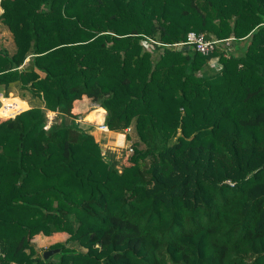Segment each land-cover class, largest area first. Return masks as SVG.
<instances>
[{"label":"trees","instance_id":"1","mask_svg":"<svg viewBox=\"0 0 264 264\" xmlns=\"http://www.w3.org/2000/svg\"><path fill=\"white\" fill-rule=\"evenodd\" d=\"M0 23L36 100L0 118V264H264V0H0ZM84 96L137 163L105 159Z\"/></svg>","mask_w":264,"mask_h":264},{"label":"crops","instance_id":"2","mask_svg":"<svg viewBox=\"0 0 264 264\" xmlns=\"http://www.w3.org/2000/svg\"><path fill=\"white\" fill-rule=\"evenodd\" d=\"M4 50H7L10 54H13L15 52V45H14V40H13L11 32L8 30V28L3 23H0V52ZM5 79H6V76L1 74L0 75V95H3L4 98H10L16 101L18 105H16V107L13 109H6L5 112L2 111V115H4L5 117L11 116L13 113L17 112L20 109H24V110L30 109L31 106H29L26 103V101H30V104H31V101H36V100L32 99L29 94H25L20 89L19 84L6 83ZM23 94H25V96H23ZM12 100H8V101L6 100V101L9 102ZM0 106H1V103H0ZM96 106H99V105L93 103L92 100L86 96H84L81 100H76L73 103L72 112L74 115L78 116L76 121L79 122V120L81 119L83 120V122L80 123V126H83V127L88 126L89 122L91 121L94 122L93 116L98 112L99 108L102 109L104 113H106V111L101 107H99L97 111L91 112L92 109L95 108ZM6 118H9V117H6ZM98 124L103 125L104 118H103L102 123H98ZM101 131L106 132L104 130H101ZM101 131L99 130L100 133L96 134V136L97 135L100 136L102 140L101 143L103 142V140L109 142L110 141L109 138L114 137L113 135L116 133V132L108 131L109 133L112 134L111 136L110 134L101 133ZM58 238L59 237H57V235L52 236V237L38 236L37 239L34 241V247H35L34 251H36L37 254L43 255L46 251H48V249L53 248L52 246L55 245L57 242H59Z\"/></svg>","mask_w":264,"mask_h":264},{"label":"rangeland","instance_id":"3","mask_svg":"<svg viewBox=\"0 0 264 264\" xmlns=\"http://www.w3.org/2000/svg\"><path fill=\"white\" fill-rule=\"evenodd\" d=\"M226 43H228V45H230V47H233L232 46V43L233 42H232V39L231 38ZM211 63H212V66L213 67L214 66L216 67V59H212L210 61V64ZM20 102H22V101H20ZM26 103L29 106H31L30 101H26ZM99 107L100 106H96L95 108L92 109L91 112L97 111ZM104 116H106V113H105ZM2 118H6V117H2ZM55 119H57V113H54V112L49 111L48 112V121H49L48 126H50V124L52 123V121H54ZM82 122H83L82 119L79 120V123H82ZM104 125H105V117H104ZM88 126L91 127V128H93V130L96 132V134L97 133H100L99 130L101 131V128H102V125L101 124H98L97 121H94V122L91 121V122H89ZM108 131H106V132H102L101 131V133L110 134L112 136V134L109 133ZM130 133H131L130 132V129H127V130L121 131V132H116L113 135L114 137L109 138L110 139L109 142L103 140L102 143H101L102 140H101L100 136H98V135L96 136L97 137L96 138L97 139V142L99 143V145L101 147V151H102L103 156L105 157L106 160H108L110 162H114L116 164L117 169H119V172L120 173L123 172V169L125 167H129V166L133 165V163H137L139 161L138 158L135 159L136 156L134 155V152H131L129 150V149H133L132 144H131L132 142H131V140L128 139V135ZM93 134H94V132H93ZM57 237H59L58 238L59 242H57L55 245L52 246L53 247V248H51L52 250H54V247L55 246H58L60 244L61 245L62 244L64 245L65 242H66L67 236H62V237L61 236H57ZM30 252H32V250H28V252H26L24 254V257H28ZM50 258H52L53 260L55 259V261H57L58 258H59V255L58 254H55V255H53ZM21 260H22V258H21Z\"/></svg>","mask_w":264,"mask_h":264},{"label":"built area","instance_id":"4","mask_svg":"<svg viewBox=\"0 0 264 264\" xmlns=\"http://www.w3.org/2000/svg\"><path fill=\"white\" fill-rule=\"evenodd\" d=\"M228 40H225V43ZM221 42H223V41L207 38L205 36V34H198L196 32H190L187 35V39L185 41L179 43V44H176L175 47H177L178 49H182L184 47H190L191 46L197 52L204 54V55H208V54L213 53L215 51V48L217 47V45L221 44ZM226 44L228 45V43H226ZM6 100L8 101V100H12V99L4 98L3 95H0V103H1L0 111L2 110L5 112L6 109H13L16 107V105H18V103L14 100L9 101V102H7ZM24 111H26V110L20 109L17 112L13 113L9 118H14ZM101 130L108 131V128L103 124ZM129 150L131 152H133V149H129ZM2 255L3 254H2V249H1V245H0V257Z\"/></svg>","mask_w":264,"mask_h":264},{"label":"bare ground","instance_id":"5","mask_svg":"<svg viewBox=\"0 0 264 264\" xmlns=\"http://www.w3.org/2000/svg\"><path fill=\"white\" fill-rule=\"evenodd\" d=\"M104 115H105L104 111L99 108L98 112L93 116V120L97 121L98 123H102ZM2 117H5V116L2 115V110H1L0 118ZM6 117H10V116H6Z\"/></svg>","mask_w":264,"mask_h":264},{"label":"water","instance_id":"6","mask_svg":"<svg viewBox=\"0 0 264 264\" xmlns=\"http://www.w3.org/2000/svg\"><path fill=\"white\" fill-rule=\"evenodd\" d=\"M59 252H60L59 249L49 250L43 254V257L45 260H47L50 257H52L53 255L58 254Z\"/></svg>","mask_w":264,"mask_h":264}]
</instances>
